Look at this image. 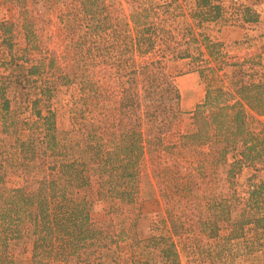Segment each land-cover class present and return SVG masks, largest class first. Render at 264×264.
Segmentation results:
<instances>
[{
  "label": "trees",
  "instance_id": "obj_1",
  "mask_svg": "<svg viewBox=\"0 0 264 264\" xmlns=\"http://www.w3.org/2000/svg\"><path fill=\"white\" fill-rule=\"evenodd\" d=\"M195 3L200 10L195 13L219 19L220 6L211 0ZM86 10L85 0H79L67 21L62 68L53 52L48 58L26 57L28 44L32 46L28 32L23 61H15L13 24L0 22V44L10 56L0 64V264H119V241L128 236L111 224L129 219L121 208L138 199L145 156L166 205L171 236L130 238V264H180L173 237L191 240L189 233L196 235L195 245H189L200 264H235L255 252L264 264V181L248 187L243 197L232 185L242 167L264 168V74L254 80L243 65L233 64L237 78L227 87H208L192 113V129L178 142L167 143L181 115V95L162 59L141 65L133 61L134 54L147 55L154 47L146 16L129 18L137 29L141 26L140 32L113 31V74L95 65L104 48L93 49L80 37ZM240 15L244 24L258 21L250 7ZM86 25L91 34L99 24ZM114 76L120 84L118 98L106 91L104 78ZM40 79V97L31 100L30 87ZM70 83L80 89L72 109L77 125L63 131L55 114L47 110L42 116L37 105L49 99L52 86ZM12 103L17 110H32L37 121L19 120ZM85 111L93 117L96 111L107 115L88 120ZM17 124L28 134L11 141ZM184 157L187 167L179 160ZM222 167L220 185L215 177ZM10 173L21 178L22 186L7 187ZM99 203L107 204L108 220L93 217ZM248 231L253 232L250 239ZM22 240L31 245L26 260L13 254Z\"/></svg>",
  "mask_w": 264,
  "mask_h": 264
},
{
  "label": "rangeland",
  "instance_id": "obj_2",
  "mask_svg": "<svg viewBox=\"0 0 264 264\" xmlns=\"http://www.w3.org/2000/svg\"><path fill=\"white\" fill-rule=\"evenodd\" d=\"M129 1L131 3H127L126 0H85L87 21H83L84 26L80 37L86 38L87 44L93 49L97 46L104 48L103 55L95 59L97 63L95 65L101 64L99 69H107L110 71L107 73L114 74L111 59L115 51L113 42L116 41L111 37L113 31H129L132 34L136 31L140 32L141 26L137 29L129 18L137 15L146 16V28L154 37V47L147 55L134 54L133 61L141 65L150 60L162 59L181 95V115L172 133L167 136V143L178 142L179 136L192 129V113L195 107L203 102L208 87H227L231 79L237 78L235 75L237 67L233 64L243 65L245 74L252 76L254 80L264 74V0H211L213 5L221 7L220 17L216 21L203 18V14L195 13L200 11L196 10L195 0ZM78 3L79 0H0V22L13 24L11 44L14 60L22 63L23 59L20 56L24 53L29 60L38 59L41 56L48 58L49 52H53L57 56L56 65L61 68L66 66L64 60L68 40L66 24L71 13L76 11ZM244 7H250L258 14L257 23L244 24L241 21L240 12ZM95 18L96 21L93 20ZM95 22H98V28L96 32L90 34L86 24ZM26 32L30 34L31 47L25 39ZM27 44L29 49L23 53ZM177 53L180 54L178 57ZM9 60L10 56L6 48L3 49L0 44V64ZM0 71L3 72L2 69ZM43 75L46 74L43 73ZM48 76L45 77L48 78ZM104 79L108 82L106 88L108 94L118 98L120 84L117 78L114 76ZM41 83L40 79L36 85H31V100L40 97ZM79 97L80 89L77 84L70 83L67 86L57 84L52 86L49 99H43L44 101L40 102L37 108L42 116L47 115V110L53 112L58 130L68 131L72 129L73 122L75 123L72 109ZM16 107L12 103V110L19 120L37 121L32 110H26L24 107L22 110H17ZM93 114L95 118L107 115L106 112L98 111ZM84 116L88 120L94 119L87 111ZM76 125L75 123L74 126ZM15 130L16 132L13 133ZM27 134L28 131L17 124V127L12 130L11 141L16 138L25 139ZM179 160L183 167L188 166V158H179ZM225 169V167L220 168L215 177L216 183L220 185L225 178L223 172ZM139 173L138 199L133 204L121 208L123 218L129 219L124 220L125 223L112 220L111 224L116 232L123 230L128 236L127 239L119 241V247H121L117 250L119 264H130V253L127 249V244L132 242L130 238L140 241L150 236H171L168 232L169 222L166 220V205L152 177L146 156L140 164ZM261 181H264L263 167L244 166L240 172L236 173L232 185L233 189L243 197L248 187ZM6 182L9 188L22 186V180L16 173H10ZM94 190L95 187H93ZM106 208L107 204H97L93 217L108 220L105 217ZM189 225L187 224L186 227ZM252 236L253 232L248 231L246 237L250 239ZM188 237H192L191 240H179L178 237H173L180 251V264H200L198 260L196 261L197 257L189 245H195L196 235L189 233ZM203 243L208 242L203 239ZM25 248L27 251L23 253ZM30 249L31 245L22 240L16 243L13 254L19 260H26L30 258L28 253ZM235 264H263V262L261 254L255 252L241 256Z\"/></svg>",
  "mask_w": 264,
  "mask_h": 264
},
{
  "label": "crops",
  "instance_id": "obj_3",
  "mask_svg": "<svg viewBox=\"0 0 264 264\" xmlns=\"http://www.w3.org/2000/svg\"><path fill=\"white\" fill-rule=\"evenodd\" d=\"M195 103H197V104H198V102H195Z\"/></svg>",
  "mask_w": 264,
  "mask_h": 264
}]
</instances>
